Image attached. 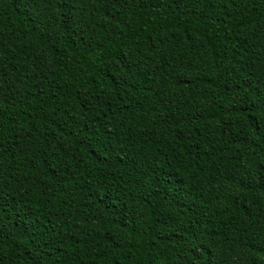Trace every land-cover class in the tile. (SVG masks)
<instances>
[{
	"label": "trees",
	"instance_id": "1",
	"mask_svg": "<svg viewBox=\"0 0 264 264\" xmlns=\"http://www.w3.org/2000/svg\"><path fill=\"white\" fill-rule=\"evenodd\" d=\"M0 264H264V0H0Z\"/></svg>",
	"mask_w": 264,
	"mask_h": 264
}]
</instances>
